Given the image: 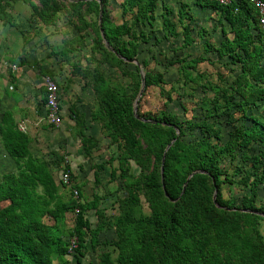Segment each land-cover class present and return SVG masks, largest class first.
<instances>
[{
    "label": "trees",
    "instance_id": "obj_1",
    "mask_svg": "<svg viewBox=\"0 0 264 264\" xmlns=\"http://www.w3.org/2000/svg\"><path fill=\"white\" fill-rule=\"evenodd\" d=\"M105 1L69 0L68 8L92 34L90 45L79 34L53 48L47 58L68 64V56L87 50L84 65L71 63L70 69L73 76L86 81L93 96L89 123L96 124L101 136L115 147L117 156L111 161L116 167L109 168L107 183L118 181L124 193L117 201L118 213L110 221L98 209L102 198L93 194L90 200L82 201L80 188L75 185L69 187L77 192L74 203L61 202L58 190L66 185L60 178L55 181L46 163L31 154L29 137L17 129L12 113L5 110L0 115V145L11 159L14 171L1 176L0 195L7 204L0 208V264H54L56 257L61 260L66 255L67 240L71 237L76 239L73 263L78 264L86 245L94 252L97 236L105 230H113L115 240L109 245L116 257L111 260L108 252L101 253L97 264H264V238L259 232V224L264 222L261 216L264 205H256L257 188L264 184V116L248 115L249 110L264 107V28L258 27L254 9L246 0L226 6L194 0L195 6L219 13L231 31L230 39L217 48L206 45L203 52L215 54L217 61L226 58L237 74L227 83L216 76L223 84L219 86L203 80L204 72L197 70L201 62L212 64L206 58L184 57L169 62L177 68L181 87L191 83L203 95L198 106L201 119L180 121L164 111L157 117L144 116L139 110L142 96L133 112L141 85L140 74L143 90L157 87L158 95L164 97L162 108L171 101V94L163 92L162 74L154 71L146 60H140L143 72L139 66L133 65V71L125 68L128 60L136 59L138 47L149 41L143 31L136 32L131 27L137 24L151 27L159 0H122L121 15L134 11L129 25L125 21L111 23ZM36 3L38 7L28 5L37 22L43 27L54 26L60 4L56 0H36ZM83 6L94 10L95 24L80 16ZM186 7L179 3L175 15L181 27L180 49L192 43V18ZM0 24L15 28L5 0H0ZM162 25L171 28L167 33L173 34L174 27L172 31L164 20ZM249 29L256 34L251 35ZM21 36L26 44L28 40ZM100 64L128 79V90L117 80L103 76L98 70ZM37 72L52 79L43 65ZM206 91L212 94L211 98H206ZM181 111L185 112L186 107L182 105ZM70 113L75 124L83 129L86 124L82 114L77 115L74 109ZM219 120L229 128L223 143L220 130L215 127ZM243 121L249 124L246 126ZM183 129L197 131L198 139L183 141ZM80 137L83 144H88L84 151L95 146L93 137L81 132ZM252 144H260L261 151L248 155ZM235 157L246 165L243 170L235 168L240 172L237 184L246 190L238 205L224 198L220 188L232 183L220 168V162L227 159L230 164ZM131 163L138 168L139 175L130 173ZM96 169L101 171L103 166ZM62 173L68 174L69 182L73 180L66 165ZM140 198L146 205V215L139 211ZM72 209L78 213L74 215L71 235L62 247L51 235L53 226L45 221L55 223ZM88 211L93 212L96 222L88 220Z\"/></svg>",
    "mask_w": 264,
    "mask_h": 264
},
{
    "label": "rangeland",
    "instance_id": "obj_2",
    "mask_svg": "<svg viewBox=\"0 0 264 264\" xmlns=\"http://www.w3.org/2000/svg\"><path fill=\"white\" fill-rule=\"evenodd\" d=\"M5 1L7 2L8 11L13 16L15 28L0 25V115L5 110L11 111L17 127L23 128L24 133L29 137V151L34 157L40 158L46 163L55 181L60 178L61 172L66 165L69 169L70 176L73 177V180L70 182L72 183L71 185H75L78 189L80 188V194L87 199H90L93 194L104 198L105 200L103 199L104 201L100 203L107 209V215L105 213L104 215L106 218H110V221L112 217V220H114V217L118 213L116 202L124 197L118 181L107 183L109 168L116 167V163L111 161L117 156L115 147L109 145L107 139L103 138L98 131L96 133L97 139L93 140L95 146L93 148L88 147V151H84L88 144L82 143L80 132L83 136H89V125H85L81 129L79 125L70 122L69 117L65 115L61 117V124L58 127H52L48 124L45 119V108L42 103L43 87L40 84L41 75L37 72L38 68L45 62L50 68L56 66L62 70L60 71V75L64 79H68L70 83L71 78H73L72 84H75L74 87L76 89L81 87L82 92H76V90L67 96L62 87L60 91V105L65 111L73 107L77 115L82 114L83 116L80 109L86 111V109L90 110L92 108L91 92L85 84L86 81L81 80L77 76H73L70 64H76L78 62L83 66L85 62L83 56L87 50L75 52L68 56V64H64L63 62L58 63L53 58H47V56L53 48L60 46L63 41L77 37L79 34L90 45L92 34L88 28L82 27L77 21L76 16L68 8L67 2L69 0H56L60 4V9L58 11V19L54 26L51 27H43L35 19L34 13L28 4L32 3L38 7L36 0H25V2H22V0ZM121 1L106 0V12L111 23L119 24L125 21L129 25L131 14L134 11L132 10L121 15L119 7ZM162 2L159 3L158 1L157 3L154 21L151 27H143L137 24L132 26L131 29L136 32L143 31L149 37V45H145V47L141 46L136 56L141 72L143 70L140 60L147 58V62L151 64L150 66L153 70H157L162 74L164 80L162 90L163 92L171 94L172 102H170L171 104L166 109L162 108L164 97L161 94L158 95L157 87H149L141 93L142 99L139 103V110L146 117H157L160 116L161 111H164L176 115L180 121H198L201 119L198 104L199 99L203 96L199 89L194 88L191 83L181 87L176 66L175 68L169 66V62H172L171 59L178 58V55L174 54L178 49H169L165 45L160 44L162 41V32L171 30V28H165L162 25L163 20L167 26L172 27V31L173 27L178 26L175 8H178L181 0H164ZM80 16L86 22L96 23V13L92 9H86L83 6L80 11ZM77 27L81 29L77 31ZM21 34L28 40L27 45L22 43ZM153 39H156V42ZM191 52L196 53L197 51L193 50ZM198 56L214 59L213 55L210 53L204 54L202 51ZM12 66H16L19 70H12ZM125 68L133 71V64L128 63ZM98 70L103 76L117 80L128 90L129 80L121 78L115 69L105 64H100ZM197 70L204 72L203 80L211 84H219V86L223 84L219 83L216 76H220L227 83L237 74L235 68L227 62L226 58L222 61L216 60L212 64L201 62L197 65ZM189 73L192 76L194 75L190 70ZM17 79H20L18 83ZM13 81L15 88L13 87ZM190 90L192 91L189 95L190 97L186 96ZM211 96L212 94L206 91V98H211ZM182 105L186 107L185 112L181 111ZM262 114L264 116L263 105H260L256 109H251L248 112V115L257 118L261 117ZM210 121V119L207 120V122ZM243 124L247 126L249 122L243 121ZM216 127L220 130V142L223 143L229 128L222 124ZM183 131L181 139L185 142L195 141L199 137L197 131L188 132L185 129ZM258 150L261 151V145L252 144L247 150V154H256ZM97 166H103V169L96 171ZM243 166L237 157L230 164L227 159L220 162V168L226 171L227 177L232 182L231 184H223L220 187L221 193L224 198H229L236 205L239 204L241 196L246 194V190L237 184L240 172H237L235 169L240 168V170H243L246 165ZM129 170L135 176L140 173L133 163L130 164ZM13 171L14 165L11 159L5 154L0 145V184L2 174ZM94 179H96V182ZM81 187L83 188L81 189ZM58 195L61 202L68 203L69 205L74 203L69 186L59 187ZM6 204L7 202L0 195V208ZM256 205H264V184L257 188ZM139 211L143 215L148 213L142 198H140ZM88 220L90 222L94 221L92 218H88ZM45 223L53 226L51 235L63 247L74 227L73 209L66 212L55 223L51 220H47ZM259 232L264 238V222H260ZM109 234L111 236V233ZM82 262L83 264H96L95 257L90 253L85 255ZM67 263L68 260L65 256L61 260L58 257L54 259V264ZM72 264L74 263L72 262Z\"/></svg>",
    "mask_w": 264,
    "mask_h": 264
},
{
    "label": "crops",
    "instance_id": "obj_3",
    "mask_svg": "<svg viewBox=\"0 0 264 264\" xmlns=\"http://www.w3.org/2000/svg\"><path fill=\"white\" fill-rule=\"evenodd\" d=\"M162 1H164V0H159V3H161ZM193 2H194V0H181V2H180V3H183L187 6L186 9L192 18V22L190 25V36L192 38V43L189 46L185 47L184 49H180V45L182 43V37H181V27L179 24L177 27L176 26L174 27L173 34H169L165 31L162 32V41L160 44H162L163 46L165 45L169 49L170 48H177L178 49L176 52L174 51L175 52L174 54L175 55L177 54L178 58L176 57L175 59H171L172 62L176 59H181L184 57H186L187 59L197 57L201 53V51L203 52V48L206 45H210L211 47L217 48L220 45V43H222L225 39H230V37H231L230 28L226 24V22L223 20V17L221 15H219V13L212 11L208 7H197L193 4ZM177 9L175 8V15H176ZM155 11H156V9L154 10V13H155ZM249 32L253 36L256 34L255 30H253V29H249ZM21 40H22V38H21ZM27 44L28 43H26V45ZM145 45H149V43L141 44L138 47L137 54L139 53L141 46L145 47ZM193 50H196L197 52L196 53L191 52ZM204 54H209V53H204ZM210 54L214 56V59H210V58L208 59L207 57H204V56H200V57L206 58L210 62L216 61L215 54H213V53H210ZM143 59L148 61L147 58H143ZM54 60L58 63L60 62L57 59H54ZM42 65L45 66L48 71H50L51 77L54 81H56L60 91H61V88L63 87V89L65 90V94L67 96L71 95V93L75 92L76 90H77L76 92H82L81 87L76 89L74 87L75 84H72L73 78H71V80H70L71 83H70L68 81V79H64L60 75V71H62V70L58 69L56 66H54L53 68H50L48 66V64H45V62H44V64L42 63ZM169 66L172 68H175V65H169ZM16 69L19 70V68H16ZM154 71L158 72L157 70H154ZM19 81H20V79H17V83ZM40 84H41V80H40ZM83 84H84V82H83ZM81 86H83V85H81ZM86 86H87V84H86ZM87 88H89V87L87 86ZM60 94L61 93L59 92L58 102H59L61 117H63V115H65L66 117H69L70 122L75 124V119L72 117V115L70 113V109L71 110L74 109L75 113H76V110L73 107H70L69 110L66 109V111H65V109H62V107L60 105V102H61L60 101ZM92 97L93 96L91 94V99H92ZM64 99L66 100V98H64ZM170 102H172V101H170ZM170 102L166 104L165 109L167 108V106L169 104H171ZM198 106H199V104H198ZM74 107H76V105H74ZM80 111H81V113H83V118L85 120V124L89 125V129H90L89 136L93 137L94 139H97L96 133H98V131H99L98 126L96 124L89 123V121H88L89 120V109H86V111H84V109H82V110L80 109ZM218 122L220 123L221 121L219 120ZM219 123L215 124V127L222 124V123H220V124ZM226 139H227V137H226ZM82 188L83 187H81V189ZM90 199L83 197L81 200L82 201H88ZM103 199L104 198H102V200L99 202L98 209H100L101 211H103V213H105V215H107V209H105L103 207V205L100 204L102 201L105 200V199L104 200ZM116 204H117V202H116ZM86 216L88 218L94 219V221H92L91 223L96 222V219H95L92 211H88L86 213ZM109 233H111V236ZM114 240H115V236H114L113 230H105V231L100 232L97 236V239H96L97 245L94 249V252H92L89 249V246L86 245L85 249L83 250V253H84L83 257L80 258L81 260L79 261L78 264H83L82 259H84L85 255H88L89 253L95 257L96 264L98 263L97 256L101 253H104V252H108L110 259L114 260L116 257V252L113 251L112 247L109 245L110 243L114 242Z\"/></svg>",
    "mask_w": 264,
    "mask_h": 264
},
{
    "label": "built area",
    "instance_id": "obj_4",
    "mask_svg": "<svg viewBox=\"0 0 264 264\" xmlns=\"http://www.w3.org/2000/svg\"><path fill=\"white\" fill-rule=\"evenodd\" d=\"M205 2L214 3L220 6H226L232 3H235L236 0H203ZM247 3L254 9L256 13L257 25L260 28H264V1L262 0H246ZM12 70L16 69V66L11 67ZM41 85L43 87V97H44V108H45V119L52 127H58L61 124V113L59 107V91L58 87L53 79L49 76L41 77ZM17 129L20 132L24 133L23 128L19 126ZM61 182L66 186L70 187L69 176L67 173H62L60 175ZM73 198L77 197L76 190H72ZM74 215L78 213L77 209L73 211ZM76 248V239L71 237L67 240L66 246V258L68 260V264H72Z\"/></svg>",
    "mask_w": 264,
    "mask_h": 264
},
{
    "label": "water",
    "instance_id": "obj_5",
    "mask_svg": "<svg viewBox=\"0 0 264 264\" xmlns=\"http://www.w3.org/2000/svg\"><path fill=\"white\" fill-rule=\"evenodd\" d=\"M100 15H101V5L99 4V14H98L99 18H100ZM105 46H106V44H105ZM127 62L133 64L134 66H138V61L135 58L132 60H128ZM140 82H141L140 89H139L137 96L134 100L133 112L135 111V106H136L137 100L139 99V97L141 96V93L143 92V76H142V74H140ZM162 160H163V158L161 159V162H162ZM160 171H161V167H160ZM214 199H215V189H214V192L212 195V201L213 202H214ZM261 216L264 217L263 215H261Z\"/></svg>",
    "mask_w": 264,
    "mask_h": 264
}]
</instances>
